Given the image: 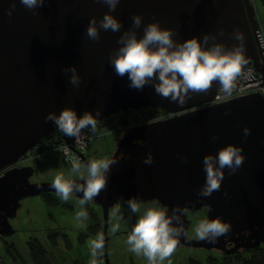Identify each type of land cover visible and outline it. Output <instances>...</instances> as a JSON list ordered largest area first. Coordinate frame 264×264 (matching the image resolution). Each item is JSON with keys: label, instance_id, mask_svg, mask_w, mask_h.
<instances>
[{"label": "water", "instance_id": "95a60500", "mask_svg": "<svg viewBox=\"0 0 264 264\" xmlns=\"http://www.w3.org/2000/svg\"><path fill=\"white\" fill-rule=\"evenodd\" d=\"M12 2L0 0V237L16 232L10 221L17 217L23 199L56 193L50 181H31L32 165H17L42 139L60 132L45 121L49 112L73 107L80 115L99 109V122L121 110L151 107L169 115L122 133L110 156L118 162L111 168L107 187L91 202L103 212L106 264H110L109 212L119 201L137 194H142L144 202L156 198L180 210L185 235L177 247L234 254L264 244V96L253 91L208 104L218 87L213 84L207 92L193 94L178 105L156 94L150 85L130 89L127 75L119 77L109 66V54L119 47V36L131 27L134 14H142L144 21L137 30L141 36L144 25L159 20L162 27L174 29L177 40L215 33L217 41L233 47L238 41L232 33L238 30L244 36L248 60L242 69L254 65L264 73L251 0H120L113 15L123 27L116 33L102 30L98 41L88 39L86 28L91 17L99 20L108 11L100 0H46L35 11L15 0L9 17L6 10ZM73 65L82 78L78 88L64 71ZM245 126L251 129L246 139ZM228 144L243 145V165L232 175L225 170L219 191L199 197L205 180L203 157ZM149 152L154 162L146 165L143 161ZM86 158L82 159L87 165ZM72 179L83 183L78 177ZM202 207H209V219L221 216L231 221V230L214 244L187 235L190 220L182 211Z\"/></svg>", "mask_w": 264, "mask_h": 264}, {"label": "clouds", "instance_id": "9594fccd", "mask_svg": "<svg viewBox=\"0 0 264 264\" xmlns=\"http://www.w3.org/2000/svg\"><path fill=\"white\" fill-rule=\"evenodd\" d=\"M108 11L97 20L91 17L86 28L88 39L98 41L101 31L120 32L123 27L113 13L120 0H100ZM19 3L28 10L35 11L42 7L46 0H19ZM16 8L15 0L6 10L10 17ZM144 21L142 14H134L132 25L123 31L117 40L119 47L109 54V66L119 77L127 75L128 87L143 90L145 86H152L155 93L178 105H184L193 94L205 93L218 84L220 91L230 95L235 88V81L241 75L242 66L248 63L245 56L244 36L234 30L232 35L238 43L228 47L217 41L215 33H205L203 37L193 36L187 40L174 38V29L162 27L159 20H153L143 26V35H138ZM220 29V34H223ZM70 73L69 82L79 87L81 76L76 66L64 69ZM101 112L84 111L78 115L73 107H64L59 113L52 111L45 116L46 122H52L54 127L68 138L81 140L84 129L96 130L97 121ZM225 115H228L226 112ZM244 138L251 134L248 126L243 128ZM218 137L214 135L212 140ZM187 162V158L180 157ZM246 159L243 145L228 144L215 154H206L202 159L205 180L198 189L197 195L206 198L214 191H219L228 174H235ZM118 162L113 158H100L91 160L86 166V175L81 173V164L78 159L71 161L70 172L75 174L83 183H77L71 178L58 175L50 187L55 189L59 199L67 202L71 196L81 194L79 204L82 206L91 203L102 190L107 187L109 174L113 165ZM146 165L154 162V156L149 152L143 161ZM227 196V193L225 192ZM132 214L144 210L128 233L126 244L129 250L136 255L144 256L148 264H163L176 250L180 237L185 235L184 224L180 210L173 206L162 204L154 198L149 204L144 202L142 194L130 197L126 201ZM86 210L77 213V219H87ZM231 221L221 216L209 219L204 218L195 227L198 239L208 243H216L217 239L231 230ZM103 236L90 241L92 255L104 246Z\"/></svg>", "mask_w": 264, "mask_h": 264}, {"label": "rangeland", "instance_id": "374dc122", "mask_svg": "<svg viewBox=\"0 0 264 264\" xmlns=\"http://www.w3.org/2000/svg\"><path fill=\"white\" fill-rule=\"evenodd\" d=\"M259 20L264 22V9L261 10L260 12ZM165 114H166L165 111L159 110V114L154 116L152 112V108L144 107L142 109H129L126 111H120L119 113L115 114L112 117H113V122L116 123V129H120L119 124H121L120 123L121 119H124L129 124L128 128L122 129V132L124 133L130 127H133V125L143 124L149 121H155L159 118H167L166 116H164ZM110 132H111L110 129L105 128L102 130L101 133L97 134V136L95 137L91 136L89 140L90 142L87 152V157H88L87 160L89 162L93 159H100L104 157L110 158V156L113 154L116 148V143L118 141L110 140L111 139L109 138L111 135ZM35 149L29 152L30 155L26 154L21 159V161L17 163L18 166H20L19 164L21 163L23 165L26 163H29L28 165L35 164L37 168V172L34 173V175L31 177L32 182H42V181L53 182L58 175H63L65 178H69V177L77 178L75 174H72L70 172L71 166L68 165V163L65 160H63V157L60 152H58L57 150L38 152ZM86 166H87L86 164L83 166L81 165V173L83 175H86ZM42 195L43 194H40V196L39 195L31 196L23 199L22 207L21 209H19V213L17 217L13 218L10 221L13 227L17 229V231L12 236L6 238L0 237V255L2 256L1 258L2 264H13L12 255L6 247L9 244H12L10 245L12 247L14 246L15 249L13 251L18 250L20 252V254L23 256L27 264H33L29 258V252L27 251V247L25 246L27 244L26 242L29 241L32 237L41 239V242H43L44 245L47 246L49 251L52 252V254L50 253L48 256L51 260V264H54L56 261L59 262L57 264H68L65 263L67 260L68 262L71 259L76 260L77 251H79L81 255H85L90 249V244L87 238L85 244L82 245L83 248H81V246L78 248L77 247L78 244L75 245L73 243L72 249L66 252L64 251V249L66 248V239L63 240L64 238L60 236L58 243L61 246L59 247L57 246L58 249L56 250H51L52 243L51 241H49L51 240L49 235H51L52 233L55 234L60 232L62 234H65L66 232L65 235L67 237L68 234L71 235L72 242H74L75 239H77L78 241L80 237L79 233L81 231L88 230V228L86 227V219L78 220L76 218L77 213L80 212L81 210H85L91 207L93 209H96L95 211L96 217L97 214H99L100 218L98 219V222L101 223L102 220L103 223L102 208L98 207V205L94 203H89L84 205L82 209V206L79 204V200L81 198L73 195L70 197V199L67 202H63L59 199L56 193H52L51 197L54 196L57 200H59V203L56 205H52L46 202L45 197H42ZM117 209H123L122 213L129 214V212H131L130 209L128 208L126 201H120V203L117 205ZM113 210L114 209L112 208L111 216H110L111 218L110 224L108 226V235L111 236L109 240L110 243L108 248L110 263L118 264L116 262L117 259L120 260V264H132L131 262L133 261V259H135L133 256H131L130 254H126L122 256L123 258H121L122 254L117 253L116 251V247L118 243H122L125 240L126 234L116 235L114 232H116L119 229L117 228L118 226L124 227L125 230L131 231L135 222L133 220L131 222L127 221L125 222V224H118L117 222H115L113 218ZM124 210H126L127 212H125ZM142 210L143 208H141V211ZM87 213H88L87 219L89 218L90 222L92 221L95 223L96 219L95 220L92 219L93 217L90 216L89 211ZM200 213L202 214V212ZM138 214L139 213L135 215ZM193 226L196 227L195 225ZM190 234L195 235V230L193 231L192 227L190 229ZM94 236L97 238L99 236H103V230L97 229L96 232H94ZM194 250L202 251L201 249H191L189 252L191 256L198 257V255H202V253L196 254V251L194 253ZM53 253H54V257H56L55 258L56 260L54 259V257H52ZM174 255H179V257H183L184 255H186V252L183 250H181L180 252L176 251L172 256ZM210 256H217V252H212ZM64 257H66V261H64ZM101 264H106L104 256H102L101 258Z\"/></svg>", "mask_w": 264, "mask_h": 264}, {"label": "trees", "instance_id": "16d2710c", "mask_svg": "<svg viewBox=\"0 0 264 264\" xmlns=\"http://www.w3.org/2000/svg\"><path fill=\"white\" fill-rule=\"evenodd\" d=\"M121 111H124V110H121ZM152 112H153L154 116L159 114L158 109L152 108ZM112 116H114V115L108 116V117L104 118L103 120L97 122V126H96L95 131H92L91 129H85L88 133L87 135H89L90 137L91 136L95 137V136H97V134L101 133L103 129L108 128L111 130V132H114L115 137H116V136L120 135V133L122 132V129H126L129 127V124L124 119H121V121H120L121 124H119L120 129H116V123L113 122ZM62 141H63L62 133L56 131L55 134L52 135L51 138L42 139L41 143L38 145V148H36L35 150H37L38 152H47L50 150H57L56 147H58L59 144L62 143ZM86 157H87V154H86ZM42 194H43L42 197H45V201L48 202L49 204L56 205L59 203V200H57L54 196L51 197V195H52L51 193L44 192ZM86 211L87 212L89 211L90 216L93 217L92 218L93 220L96 219V222H95V225L92 227H89L88 230L81 231L79 233V235H80V237L78 239L79 242L85 241L88 238V236L89 237L94 236L93 234H94V232H96L95 231L96 229H98V230L103 229L102 220H101V223L98 222V219L100 218L99 214H97V217L95 216L96 209L89 207L86 209ZM60 236L64 238L63 240H65L66 235L62 234L61 232L55 233V234L52 233L51 235H49V237L51 239L49 241H51V243H52L51 244L52 245L51 250H56V249H58L59 246H61L58 243ZM26 243L27 244L25 246L27 247V251L29 252V258L33 264H51V260L48 256L50 253L52 254V252L49 251V249L47 248L46 245H44L43 242H41V239H37V238L32 237ZM10 245H12V244L7 245L6 247L12 255L13 264H27L25 259L23 258V256L20 254V252L18 250L13 251L15 248H14V246L12 247ZM69 248H71V247H70V244H68V239H66V248L64 249V251L69 250ZM252 249L253 250H251L246 255H242V256L241 255H235L234 258H233V256L219 258L217 256H210V255L204 257L205 254L202 253V255H198V257H194L193 259H191L190 263L191 264H202L201 259H203V257H204L206 264H239V263L240 264H264V244H261L258 247L252 248ZM48 251H49V253H48ZM100 252L102 254V249H100ZM52 257H54V253H53ZM1 258H2V256H1ZM55 258L56 257H54V259ZM55 263L57 264L59 262L56 261ZM69 263H71V264H85L84 261L72 260V259L69 260L68 264ZM0 264H2V259L0 260Z\"/></svg>", "mask_w": 264, "mask_h": 264}, {"label": "built area", "instance_id": "2783aa9c", "mask_svg": "<svg viewBox=\"0 0 264 264\" xmlns=\"http://www.w3.org/2000/svg\"><path fill=\"white\" fill-rule=\"evenodd\" d=\"M257 37L261 47V58L264 63V31L262 29H257ZM253 91L260 92L264 96V73L259 71L254 65H250L241 70V75L235 81V88L230 95L223 94L218 85L214 98L208 104L227 101L230 98L239 97ZM87 134V131L84 129L79 142L74 138L67 137V140L63 139L62 143L56 147L68 165L72 166L71 161L73 158L78 159L80 164L83 162L82 158L88 152L89 140L91 138Z\"/></svg>", "mask_w": 264, "mask_h": 264}, {"label": "flooded vegetation", "instance_id": "af4514ba", "mask_svg": "<svg viewBox=\"0 0 264 264\" xmlns=\"http://www.w3.org/2000/svg\"><path fill=\"white\" fill-rule=\"evenodd\" d=\"M251 3H252V5H253V8H255V19L257 20V28H258V30L260 29H262L263 31H264V22H262L261 20H259V15H260V12H261V10H263L264 9V4H263V2H262V0H251ZM169 114H165L164 116H168ZM122 133L123 132H121L120 133V135H118V136H116L115 137V134H114V132H110V137L109 138H111L110 140H114V141H118L119 139H120V137H121V135H122ZM111 143H112V141H111ZM29 155H30V153H28ZM88 158V157H87ZM86 158V159H87ZM29 163H26V164H24V165H28ZM20 166L21 165H23L22 163L21 164H19ZM34 168H35V172L34 173H36L37 172V168H36V166H35V164H31ZM81 165L83 166V165H85L83 162L81 163ZM69 178H71V177H69ZM72 179V178H71ZM152 202V201H151ZM151 202H148L149 204L151 203ZM120 203V201L115 205V207H113V218H114V220H116V222L118 223V224H125V222H127V221H133L134 220V222H136V220L139 218V215H141L142 214V211L144 210V206H141V208H143V210L138 214V215H135V214H132L131 212H129V214H127V213H122V210L123 209H117V205ZM141 205H144L143 203L141 204ZM209 208V207H208ZM208 208L207 207H202V208H199V209H196V210H194V209H188V208H184V210L182 211V214H184V215H187V219H189L190 220V224L188 225V229H187V235L189 236V238H191V239H197L198 240V238L195 236V235H192V234H190V229H191V227L193 228V231L195 230V227L193 226V225H197L198 223H199V221L200 220H202V219H204V218H206L207 217V212H208ZM112 210V209H111ZM111 210H110V212H109V218H110V216H111ZM125 212H127L126 210H124ZM200 212H202V214L200 213ZM111 219V218H110ZM109 224H110V221H109ZM135 224V223H134ZM16 229V228H15ZM108 230V229H107ZM16 231H17V229H16ZM130 231H128V230H125V229H122V231H117V232H115V234L116 235H119V234H121V235H127L128 236V233H129ZM65 234H66V232H65ZM114 234V235H115ZM109 236V235H108ZM113 236V235H112ZM6 238V237H5ZM110 238H111V236H109V240H110ZM65 239H68V244H70V247L71 248H69V250H71L72 249V246H73V244H71L72 243V237H71V235H69L68 234V237L66 236V238ZM70 239V240H69ZM190 247H184V246H181V247H177L176 248V250L174 251V252H176V251H178V252H180L181 250H183V251H185L186 252V258H187V263H189V264H191L190 263V261H191V259H193L194 257L193 256H191L190 254H189V252H190V250L191 249H197V248H190ZM198 249H201L202 251H198V250H194V253H195V251H196V254H198V253H204L205 254V256H209L212 252H217V256L219 257V258H224V257H229V256H233V258H234V256L235 255H246L247 253H249L251 250H253V249H246V251L245 250H242V251H238V252H236V253H234V254H227V253H224V252H220V251H217V250H213V249H210V250H206V249H203V248H198ZM69 250H67L66 252H68ZM198 251V252H197ZM173 252V253H174ZM68 255V254H67ZM204 256V257H205ZM203 257V262H205V258ZM135 258H136V256H135ZM137 259V258H136ZM64 261H66V257H64ZM65 263H68V260L65 262ZM205 264H206V262H205Z\"/></svg>", "mask_w": 264, "mask_h": 264}, {"label": "crops", "instance_id": "0c3cea01", "mask_svg": "<svg viewBox=\"0 0 264 264\" xmlns=\"http://www.w3.org/2000/svg\"><path fill=\"white\" fill-rule=\"evenodd\" d=\"M86 210V209H85ZM115 222H116V220H115ZM94 222H90V219L88 218V219H86V227L87 228H89V227H92V226H94ZM116 227H117V225H116ZM117 228H119L117 231H122V229H125L124 227H120V226H118ZM97 230V229H96ZM95 230V231H96ZM116 231V232H117ZM115 233V232H114ZM94 235V234H93ZM126 237H125V240L122 242V243H118V245H117V247H116V251H117V253H120V254H122L121 255V258H123L122 256L123 255H126V254H130L131 256H133L134 258H135V256H136V254L135 253H133V252H131L130 250H129V246L126 244V240H127V235H125ZM97 239V237H95V236H92V237H88V242H89V244H90V241H93V240H96ZM90 240V241H89ZM86 241V240H85ZM85 241H83V242H77V239H75V241L74 242H72L71 244H75V245H77L78 244V248L81 246V248H83L82 247V245H84L85 244ZM110 243V242H109ZM102 252H103V250H102ZM101 254V252H100V250H97V254H96V256H93L92 255V249H91V246H90V249L88 250V252L85 254V255H81V253L79 252V251H77V258H76V260H80V261H84L85 262V264H101V258H102V256L103 255H100ZM174 254V253H173ZM172 254V255H173ZM88 255V256H87ZM170 256L168 259H166L164 262H163V264H189V263H187V258H186V255H184L183 257H179V255H174V256ZM119 257V256H118ZM137 258V259H136ZM136 258L135 259H133V261L131 262L132 264H148V261H147V259L144 257V256H136ZM202 260V259H201ZM116 262L118 263V264H120V260H117L116 259ZM202 262V264H205V262H203V260L201 261ZM111 264V263H110Z\"/></svg>", "mask_w": 264, "mask_h": 264}]
</instances>
